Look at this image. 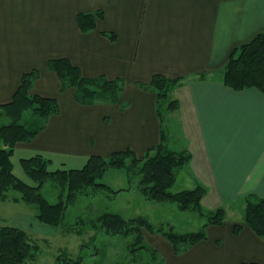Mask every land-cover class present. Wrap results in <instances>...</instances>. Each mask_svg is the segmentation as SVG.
<instances>
[{"label":"crops","instance_id":"obj_1","mask_svg":"<svg viewBox=\"0 0 264 264\" xmlns=\"http://www.w3.org/2000/svg\"><path fill=\"white\" fill-rule=\"evenodd\" d=\"M98 10L104 16L97 28L82 31L77 15ZM263 31L264 0H0V103L37 69L33 92L60 107L15 153H43L56 168H79L92 155L127 148L143 156L159 143L161 125L155 94L141 84L160 73L184 79L172 92L180 108L167 125L170 143L192 154L190 187L196 179L208 187L204 205L228 209L248 195L262 197L264 92L226 86L221 69L236 47ZM56 58H68L87 77L123 78L121 102L82 104L75 88L62 92L48 67ZM202 73L208 77L200 79ZM236 223L243 225L238 234ZM207 235L181 255L169 244L166 263L264 264V238L243 219L227 216Z\"/></svg>","mask_w":264,"mask_h":264},{"label":"trees","instance_id":"obj_2","mask_svg":"<svg viewBox=\"0 0 264 264\" xmlns=\"http://www.w3.org/2000/svg\"><path fill=\"white\" fill-rule=\"evenodd\" d=\"M103 16L102 10L81 12L77 15V22L82 31L89 32L97 28V21ZM103 33L111 40L116 39L113 32ZM48 67L60 78L61 91L75 88V98L82 104L121 102L125 88L123 78L110 79L105 75L87 77L80 67L68 58L52 59ZM221 72L223 83L236 91L256 88L264 92V31L250 42L236 47ZM39 76L40 72L37 69L24 73L13 99L5 104L0 103V117L7 119L0 120V200L11 199L33 205L37 210L36 219L39 222L62 227L69 202L75 200L74 193L98 186L116 192L111 186L100 183L99 180L108 168L123 165L121 162L123 158L132 157L135 164L133 166L137 167L142 163L143 176L140 188L146 197L160 202L176 203L180 210H195L206 219L200 230L179 233L173 229H156L144 217L126 220L114 212L100 215L98 224L102 231L134 237L132 254L144 249L156 252V249L144 242L142 236L144 230L150 234L162 235L172 245L176 254H182L208 238L209 226L222 225L226 222L228 214L224 206L214 209L204 206L203 199L208 193V187L198 179L193 188L177 192L171 190L177 182L176 170L183 167L189 169L192 161V154L188 149L171 148L167 125L171 114L180 108V101L173 98L172 92L183 84L182 77L172 78L158 73L153 76L150 83L141 84L143 88L155 94L156 111L161 125L159 143L148 149L142 158L133 149L127 148L115 151L108 157L92 155L79 168L53 169L52 159L43 153H36L20 160L26 178L17 175L12 159L17 146L21 143H31L44 130L49 119L60 111L56 98L44 97L33 92L34 83ZM199 77L203 79L208 75L202 73ZM50 182L57 183L66 190L67 199L51 200L42 191ZM242 203L244 223L264 238V196L248 195L242 199ZM242 227V224L236 223L235 233L238 234ZM36 248L39 247L32 241L26 229L0 223V264H26L35 257ZM80 258L74 259L75 264L83 261V258Z\"/></svg>","mask_w":264,"mask_h":264},{"label":"rangeland","instance_id":"obj_3","mask_svg":"<svg viewBox=\"0 0 264 264\" xmlns=\"http://www.w3.org/2000/svg\"><path fill=\"white\" fill-rule=\"evenodd\" d=\"M0 120L7 121L3 116ZM171 148L176 149L172 144ZM24 154L26 153L23 150H17L12 159L15 173L26 178L20 162L21 158L25 157ZM139 157L142 158V156ZM121 162L123 165L108 168L99 180L100 183L111 186L116 192L98 186L74 193L75 200L69 202L62 227H53L39 222L36 219L37 210L33 205L11 199L0 200V223L26 229L32 241L39 247L35 249V257L26 264H75L74 261L80 257L83 258L80 264L166 263L165 254L170 249V243L166 238L144 230L142 231L144 242L156 249V252L144 249L137 254H132L133 236L124 237L107 233L99 228L98 218L107 212L118 213L126 220L144 217L156 229H173L179 233H188L202 228L206 219L197 211H182L176 203L152 200L141 192L142 163H139L137 167L133 166L135 164L132 157H125ZM56 166L53 164V169H56ZM176 173L177 182L171 188L173 192L192 188L187 181L191 179L188 168H178ZM42 191L51 200H65L68 196V192L54 182L46 184ZM203 204H205L204 199ZM243 209L244 206L240 200L226 210L229 218L241 220L244 215Z\"/></svg>","mask_w":264,"mask_h":264}]
</instances>
